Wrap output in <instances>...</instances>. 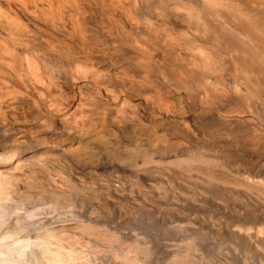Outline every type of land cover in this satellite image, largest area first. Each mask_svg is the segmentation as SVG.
Masks as SVG:
<instances>
[{"label":"rangeland","instance_id":"1","mask_svg":"<svg viewBox=\"0 0 264 264\" xmlns=\"http://www.w3.org/2000/svg\"><path fill=\"white\" fill-rule=\"evenodd\" d=\"M188 1L0 0V226L38 260L264 264V88L197 56Z\"/></svg>","mask_w":264,"mask_h":264},{"label":"bare ground","instance_id":"2","mask_svg":"<svg viewBox=\"0 0 264 264\" xmlns=\"http://www.w3.org/2000/svg\"><path fill=\"white\" fill-rule=\"evenodd\" d=\"M156 1L161 2L162 3L161 7L162 8L165 7V9L166 7H168V2L170 1L173 2V0H156ZM232 1L233 0H189L188 2H181V3L179 2V4L171 3V5H175L177 10H179L182 14H184L185 17L191 20L188 23V26L190 29H192V32L195 30L196 36L194 35L193 36L196 38H192L189 40V44H190L189 46H192V49L195 51L197 56L200 57V59L206 56L212 60H217V58L219 57L224 58L226 62L228 61L230 65L232 64L233 67L240 68L242 70L241 73L243 74L245 73L243 77L247 81L248 85H250V87H253L254 89H258L262 87L264 88L262 84L263 82L261 81L263 76L260 77L261 72L259 70L256 71L255 68L258 65L260 66L264 65V9L259 10L257 7H254L253 5L238 6L236 4H233ZM250 1L251 4L254 3V5H258V6L264 5V0H250ZM51 10L52 7H50V11ZM249 14L254 16L252 19H250V21L247 20ZM233 28L239 31L240 32L239 34L241 36L238 35L236 31H233L234 30ZM242 36L245 38H243ZM0 38L4 40V44L2 45L3 47H6L7 51L10 50L11 46H14L13 44H11L10 41L7 40V38L2 36L1 33H0ZM246 39L255 43L258 48L256 49V47H254L252 43L246 41ZM9 44H11V46ZM21 54L22 53H19L18 51H12V50L9 51V53L0 52V61L5 62L7 60H12V62H17L19 64V68L22 69L24 68V65L22 64V62L19 61V59L22 60ZM6 88L7 85L5 84V82L0 81V108L3 104V100L6 99V97L9 94V92L7 91L5 92ZM17 109L19 110L20 107L18 106ZM4 181L5 179L3 178L2 180L0 174V204H3V202H7L10 199V197L11 198L13 197V196L9 197V195H12L10 194L12 193V191L10 192L8 191L10 189L8 186H6L5 184L6 181L5 182ZM10 182L12 183V181ZM10 182L8 183L10 184ZM9 186L13 188V184H10ZM10 200L13 203V200L12 199ZM1 228H0V264H64L65 263V262L63 263L62 257H60V259H57L52 257L53 255L52 256L47 255L49 249L47 250V254L44 255L43 259L38 260L37 258L38 252L36 254V250L34 248L33 242L25 239H24L25 241H21L18 239V237L16 238L15 237L16 234L15 235L12 234V231L13 230L15 231V228L13 227H11L13 230H11L10 227L8 228L9 230H11V232L7 231L8 230L7 228H6L7 230H3V228L2 229ZM18 233L19 232H17V236ZM48 239L50 240L51 238ZM49 240H47L46 242H48ZM51 240L50 242H48V244L46 243L44 245L45 246L48 245L51 247L50 243L53 242ZM40 242L38 243V247L36 246L37 242H34L35 247L38 249L41 246ZM53 243L52 245H54ZM61 247L63 249V246ZM50 250L51 252L53 251L52 248ZM69 262L67 264H70Z\"/></svg>","mask_w":264,"mask_h":264}]
</instances>
